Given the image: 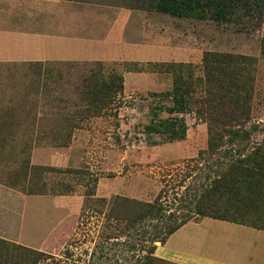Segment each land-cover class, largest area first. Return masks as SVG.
Masks as SVG:
<instances>
[{
  "label": "rangeland",
  "instance_id": "374dc122",
  "mask_svg": "<svg viewBox=\"0 0 264 264\" xmlns=\"http://www.w3.org/2000/svg\"><path fill=\"white\" fill-rule=\"evenodd\" d=\"M93 1L129 10L127 34L133 28L139 32L137 41L143 49L152 38L153 60L119 58L104 62L107 70L123 77L120 106L116 112L109 110L84 119L73 131L69 145L55 146L42 140L30 147L10 142L0 147V237L19 244L27 242L25 246L51 253L62 264L71 263V258L59 256L66 245L73 253V264H174L152 259L153 254L151 257L141 250L159 244V239L142 242L139 234L128 233L122 225L118 226L122 232L113 229L117 237H104L103 214L90 215L92 208L105 211L102 198L105 203L116 196L153 202L162 188L166 191L163 201L173 210L174 195L182 194L185 185L198 182L215 161L207 154L198 155L207 145V126L191 109L177 114L186 125L182 140L164 142L145 130L153 115L170 116L164 110L171 105L170 99L159 94L171 89V75L143 71L147 77L140 78L139 72L128 71L124 63L189 62L196 66V73H201L205 51L252 57L253 94L245 128L264 129V14H247L242 17L247 24L237 26L145 9L140 6L142 0ZM91 62L48 63L46 79L36 74L34 66L0 62V100L21 95L34 98L35 112L42 118L38 125L45 129L53 119L73 114L79 78ZM260 137L258 132L251 140ZM32 166L46 170H30ZM187 173L193 178L177 185ZM35 188L42 193L30 194ZM90 191L93 195L88 194ZM80 214L82 224L78 225ZM156 221L147 220L146 224ZM22 222L21 241L18 234ZM144 255L149 259L144 260Z\"/></svg>",
  "mask_w": 264,
  "mask_h": 264
},
{
  "label": "trees",
  "instance_id": "16d2710c",
  "mask_svg": "<svg viewBox=\"0 0 264 264\" xmlns=\"http://www.w3.org/2000/svg\"><path fill=\"white\" fill-rule=\"evenodd\" d=\"M140 6L176 17L207 19L237 26L247 24L248 20L242 19L247 14L255 12L258 17L264 14V0H142ZM261 53L264 55V37ZM23 63L34 66L36 74L43 79L48 78L50 68L46 66L51 61ZM91 63L86 74L79 78L76 89L78 104L73 114L53 119V123L45 129L38 125L42 118L35 112L37 105L34 98L21 95L15 99H1L0 147L5 142L30 147L42 140L55 146L69 145L73 131L80 127L84 119L101 116L109 110L116 112L123 91L122 75L107 70L103 61ZM201 64V73H196V66L189 62L124 63L128 71L168 72L171 75V89L159 94L170 99L171 105L164 109L170 116L157 118L153 115L145 130L161 137L164 142L182 140L186 135V125L177 114L191 109L207 126V145L198 155L207 154L215 157V161L213 166H207V171L198 182L185 185L182 194L174 195L176 205L173 210L163 201L166 193L163 188L153 202L119 196L108 203L100 199L106 206L105 211L92 208L90 215L96 217L103 214L102 229L107 232L104 237H117L114 230L122 232L118 229L122 225L128 233L139 234L142 242L159 239L161 243L181 225L199 217L264 229V129L245 128L250 120L254 59L229 52L205 51ZM258 132L261 137L251 140ZM35 169L46 170L38 166H32L30 170ZM186 178L193 176L187 173L177 181V185L183 186ZM29 193L41 194L42 191L35 188ZM88 194L93 195L91 191ZM82 218L83 214H80L78 225L82 224ZM151 219L157 221L146 224ZM145 247L141 250L152 257L155 245ZM61 253L59 256L71 258L70 264L74 263L68 245ZM147 255H144V260L149 259ZM58 258L0 237V264H62ZM153 258L165 261L154 254Z\"/></svg>",
  "mask_w": 264,
  "mask_h": 264
},
{
  "label": "crops",
  "instance_id": "0c3cea01",
  "mask_svg": "<svg viewBox=\"0 0 264 264\" xmlns=\"http://www.w3.org/2000/svg\"><path fill=\"white\" fill-rule=\"evenodd\" d=\"M130 19L126 8L93 0H0V62L153 60V39L143 49L139 32L127 34ZM153 254L174 264H264V229L201 217Z\"/></svg>",
  "mask_w": 264,
  "mask_h": 264
}]
</instances>
